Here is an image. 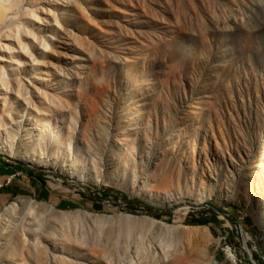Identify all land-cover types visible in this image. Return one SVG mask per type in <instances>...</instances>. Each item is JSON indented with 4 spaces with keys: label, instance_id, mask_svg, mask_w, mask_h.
<instances>
[{
    "label": "rangeland",
    "instance_id": "obj_1",
    "mask_svg": "<svg viewBox=\"0 0 264 264\" xmlns=\"http://www.w3.org/2000/svg\"><path fill=\"white\" fill-rule=\"evenodd\" d=\"M0 152V264H264V0H0Z\"/></svg>",
    "mask_w": 264,
    "mask_h": 264
},
{
    "label": "crops",
    "instance_id": "obj_2",
    "mask_svg": "<svg viewBox=\"0 0 264 264\" xmlns=\"http://www.w3.org/2000/svg\"><path fill=\"white\" fill-rule=\"evenodd\" d=\"M35 173L0 159V212L13 200L22 197L48 199L44 182Z\"/></svg>",
    "mask_w": 264,
    "mask_h": 264
},
{
    "label": "trees",
    "instance_id": "obj_3",
    "mask_svg": "<svg viewBox=\"0 0 264 264\" xmlns=\"http://www.w3.org/2000/svg\"><path fill=\"white\" fill-rule=\"evenodd\" d=\"M41 181H43V179H40ZM149 211H152L153 209L151 207H147ZM193 224H200V225H217L218 224V218L216 216V214H214L212 216V218H206V219H201L198 221H194Z\"/></svg>",
    "mask_w": 264,
    "mask_h": 264
},
{
    "label": "bare ground",
    "instance_id": "obj_4",
    "mask_svg": "<svg viewBox=\"0 0 264 264\" xmlns=\"http://www.w3.org/2000/svg\"><path fill=\"white\" fill-rule=\"evenodd\" d=\"M0 154H1V152H0ZM15 206H16V204H14ZM15 206H14V208H15ZM84 214H88L87 212H84ZM0 218H1V213H0ZM260 221L258 222V223H260L261 225H262V222H261V219H259ZM257 221H258V219H257Z\"/></svg>",
    "mask_w": 264,
    "mask_h": 264
}]
</instances>
